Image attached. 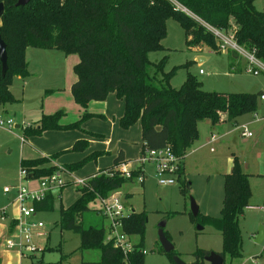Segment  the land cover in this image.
<instances>
[{"label":"trees","instance_id":"trees-1","mask_svg":"<svg viewBox=\"0 0 264 264\" xmlns=\"http://www.w3.org/2000/svg\"><path fill=\"white\" fill-rule=\"evenodd\" d=\"M18 0H0L5 12L1 19V37L7 47L8 71L2 74L0 61V105L13 104L10 88L14 78L30 77L26 61L28 49L57 50L66 56L79 58L74 67L76 80L71 86L75 103L82 109L76 122L61 124L62 112L42 117L23 130V139L39 137L48 131H83V124L96 115L86 110L90 102L105 101L114 94L124 103V113L118 120L120 128L130 129L141 124L146 150L170 148L181 162L178 181L184 177V162L188 151L199 138L198 124L208 121L212 127L222 122L238 125V119L258 111L260 94L224 95L205 92L202 84L189 76L178 89L171 84L176 71L165 72L167 57L153 62L150 55L165 50L162 44L167 34V22H178L185 33L186 45L194 52L202 48L220 51V42L204 25L220 31L247 53L264 63V13L256 9L254 0H173L192 16L178 9L172 0H31L24 7H15ZM224 32V33H223ZM192 52V51H191ZM100 118H105L100 116ZM86 134H90L83 131ZM89 147L85 139L72 148L47 157L22 160L26 180L50 177L58 172L52 164L67 152L83 153ZM107 155L94 152L81 161L61 166L73 174L87 163ZM126 163L119 152L113 166L87 178L76 187L79 198L69 207H61L57 226L79 235V251H99L98 264H144L143 241L148 221L146 212L130 213L122 219V229L133 249L124 256L121 250L107 242V222L92 208L96 199L107 198L142 173L133 170L126 179L118 166ZM63 190V189H62ZM61 190V191H62ZM189 190L184 186L183 192ZM53 194L35 203L36 211L53 209ZM252 191L249 175L242 170L237 156L230 173L224 175V199L219 218L202 217V226L209 225L222 236L221 257L232 261L242 258V237L239 222L250 207ZM200 217H193L195 221ZM138 236L140 242L133 243ZM162 253L172 261L175 252ZM208 250H197L192 264H206ZM82 264H94L82 262ZM225 264V262H224Z\"/></svg>","mask_w":264,"mask_h":264},{"label":"rangeland","instance_id":"rangeland-1","mask_svg":"<svg viewBox=\"0 0 264 264\" xmlns=\"http://www.w3.org/2000/svg\"><path fill=\"white\" fill-rule=\"evenodd\" d=\"M254 4L264 13V0H254ZM162 44L165 50L151 54L150 59L157 62L167 57L166 73L179 67L171 81L174 88L179 89L189 76H193L202 84L205 92L224 95L264 93V73L258 76L248 74L247 70L251 66L243 55L233 59L231 50L211 51L207 48L194 52L187 47L184 30L178 22H167V34ZM198 57L208 60L200 63ZM26 61L30 77L23 80L14 78L10 88L16 102L0 105V119L12 120L14 125L12 131L0 128L1 194L5 187L19 184L21 168L18 165L21 157L18 153L23 145L20 137L28 123H31L30 126L42 115L49 116L58 112L64 114L61 124L76 122L82 116L80 107L70 92V86L76 80L74 67L79 61L76 54L65 56L57 50L30 48ZM87 111L96 115L83 124V129L92 135L79 130L73 132H80L84 138H89H85L89 142L88 149L83 153L67 152L64 156L75 155L81 161L94 152H105L107 155L87 163L70 176H63L73 182L110 167L112 155L109 154L119 149L125 151L127 159L137 160L143 146L139 122L128 130L120 128L118 118L124 113V104L114 94L109 95L105 101L90 102ZM223 117L225 116H222L221 123L215 127L208 121L198 124L199 138L187 153L185 175L181 181L177 180L175 185L169 187L160 186L153 166L146 165L144 185L136 181L129 182L115 192L126 206L125 214L132 211L146 212L148 216L143 241L144 264H174L162 253L158 235L162 223H166L164 233L174 246V252L187 264L195 261L193 254L197 250L222 252L221 234L209 225L202 226L201 219L205 216L220 217L224 199V175L229 173L235 156L238 157L243 172L249 175L253 191L251 202L254 207L249 208L239 222L242 258L232 261L226 257L225 264H264V240L262 244H255L259 230L262 229L264 233V105L258 98V111L239 118L236 126L222 122ZM16 125L19 128H15ZM244 130L250 132L252 137H242ZM45 133L29 138L26 149L36 154L50 149L52 144L46 141ZM51 162L55 165V162ZM16 163L18 165L14 167ZM132 165L135 166L136 163ZM60 169L61 166H58V171ZM38 181L23 179L22 184L30 190H36ZM185 185L189 186V190L183 192ZM126 194L129 197H125ZM78 198L76 186H67L54 195L53 209L38 211L35 217L28 220L31 226L40 222L44 227L41 230L30 228L36 251L25 256L22 264H82L83 261L99 263V251H79V235L57 226L61 207H69ZM191 200L195 201L200 211V217L195 221L191 218ZM198 227H203L202 231ZM132 242L138 244L140 238L136 236L132 238ZM6 247H0V253H8L6 257L11 260ZM1 260L0 256V263Z\"/></svg>","mask_w":264,"mask_h":264},{"label":"built area","instance_id":"built-area-1","mask_svg":"<svg viewBox=\"0 0 264 264\" xmlns=\"http://www.w3.org/2000/svg\"><path fill=\"white\" fill-rule=\"evenodd\" d=\"M173 1V0H172ZM175 6L183 11L184 13L192 16L186 9L180 7L175 1ZM207 27L220 42V50L226 51L231 50L236 52L238 55H243L251 68L247 70L248 74L258 76L264 73V63L258 60L254 55L247 53L244 49L239 47L232 39L223 35L220 31ZM200 73L203 74L201 71ZM259 100L264 105V93L259 95ZM0 128L12 131L14 128L12 120L0 119ZM242 137L251 138L252 134L246 132L242 133ZM23 140V139H22ZM122 163L118 166L119 171L123 174L126 179L133 178V170L141 168L142 173L135 179L136 182L142 184L145 180V166L152 165L154 168V175L158 182V185L163 187H169L175 185L178 180V174L181 170V162L172 153L171 149L164 148L159 150H146L139 161L136 163ZM63 176H70L62 168L50 177L39 179L37 190H30L23 186L22 180L26 179V171L21 169L19 184L16 186H8L4 188V193L9 194L12 191L15 193V200L19 205L20 218L18 220V227L20 230V237L18 241L8 240L6 246L9 249H18L22 256L31 255L36 251V247L33 246V240L30 235V228H36L41 230L44 225L37 223L36 225H30L28 220L35 217L37 211L34 207L35 203L43 201L48 193L53 194L59 193L62 189L67 186L82 187L85 185L87 179L77 180L75 182L68 181ZM93 208L97 210L102 216L105 217L107 222V242H111L113 246L124 254L125 257L131 253L133 246L129 237L124 233L122 229V219L127 217L129 214H125L126 206L122 200L117 196L116 193L110 194L107 198H98L93 203ZM145 254V251H143Z\"/></svg>","mask_w":264,"mask_h":264},{"label":"crops","instance_id":"crops-1","mask_svg":"<svg viewBox=\"0 0 264 264\" xmlns=\"http://www.w3.org/2000/svg\"><path fill=\"white\" fill-rule=\"evenodd\" d=\"M29 51H30V49L27 50L26 57H27V54ZM197 59L199 60L200 63H203V62L208 60V58H205V57H198ZM71 86H72V84H71ZM71 86H70V92H71ZM80 110L82 112V109H80ZM87 110H88V108H87ZM90 114L95 115L94 113H90ZM122 115H123V113H121L119 115L118 120L122 117ZM37 120H39V118ZM29 124H31V123H28L26 126H29ZM16 127L19 128L18 125H16L15 128ZM82 128H83V126H82ZM83 131H85V130L83 129ZM44 136H46V141L51 142L52 146L50 147V149L48 148L47 150H43L41 153L38 152L39 154H36V152H34V151H30V149H26L25 146H26V144H28L27 141L29 138L24 140L22 136L20 137V141L23 143V145L21 146L20 153H18L19 157H21V161L22 160H32V159H36L39 157H47L53 153H56V152H59L62 150H69L72 148L73 144L76 141L81 140L82 137H83V139L88 138L87 136H85V138H84V135L80 132H73V131H69V132L49 131V132L45 133ZM51 151H55V152L52 153ZM120 151L123 152L124 159L128 163H137L140 159V158H138L137 160L127 159L125 151L123 149H119V150L115 151L113 154H109V155H112V165L110 167H108L107 169H109L113 166V161L115 160V158L117 157V155ZM186 158H187V155H186ZM186 158H185V161H186ZM76 160H79V159L76 158L75 155H71L69 157H67V155H65V156L63 155L58 160L55 161V165L63 166L64 164L76 163V162H78ZM1 161H2V157H0V162ZM21 161H20V163H21ZM73 161H75V162H73ZM17 165H18V163L14 164V167H17ZM18 166H20V164ZM232 166H233V161H232V165H231V169H230L229 173L232 170ZM101 170H106V169H101ZM184 174H185V162H184ZM249 183H250V188H251V181L250 180H249ZM142 184L144 185V182ZM37 188H38V186H37ZM251 191H252V189H251ZM125 197H129V195L126 194ZM0 198H1L0 199V247H3V245H6V241H8V240H13V241L19 240L20 230L18 227V220L20 218V212H19V205H18L17 201L15 200L14 191H12L9 194H6V193H4V189H3L2 194L0 193ZM252 198H253V191H252ZM251 201H252V199H251ZM251 201H250V207L249 208L254 207V205H252ZM92 208H93V206H92ZM6 248H7V250H9L6 252H9L12 259L10 260L6 257V255L8 253L5 254V252H2V253H0V256L2 257L0 264H22V261H23L25 256H22L18 249H9L8 247H6ZM10 251H14V252H10ZM15 254H17V257Z\"/></svg>","mask_w":264,"mask_h":264},{"label":"water","instance_id":"water-1","mask_svg":"<svg viewBox=\"0 0 264 264\" xmlns=\"http://www.w3.org/2000/svg\"><path fill=\"white\" fill-rule=\"evenodd\" d=\"M31 0H18L15 7H24L27 4H29ZM5 12V6L4 4L0 3V61L2 64V74L5 75L8 71V56H7V47L4 41L2 40L1 37V19L4 15ZM232 58L237 59L239 55L232 51ZM18 128V127H16ZM57 192L53 193L56 194ZM191 212L193 217H197L200 213L198 205L195 203V201L191 200ZM166 227V223H162L159 226V241L161 244V247L164 251V253L169 254L174 252V246L172 243L167 239L164 229ZM203 227H198L199 231H202ZM264 240V233L261 230H259L258 235L256 236L255 239V244H262ZM172 262L174 264H187L183 262L178 256H173L172 257ZM224 258L219 255V253L211 252V254L205 258V263L206 264H224Z\"/></svg>","mask_w":264,"mask_h":264}]
</instances>
